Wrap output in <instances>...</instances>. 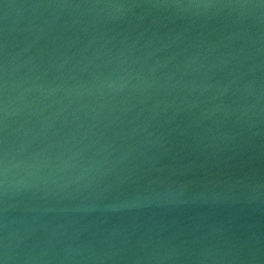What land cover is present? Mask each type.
<instances>
[{
  "label": "water",
  "instance_id": "obj_1",
  "mask_svg": "<svg viewBox=\"0 0 264 264\" xmlns=\"http://www.w3.org/2000/svg\"><path fill=\"white\" fill-rule=\"evenodd\" d=\"M0 264H264V0H0Z\"/></svg>",
  "mask_w": 264,
  "mask_h": 264
}]
</instances>
